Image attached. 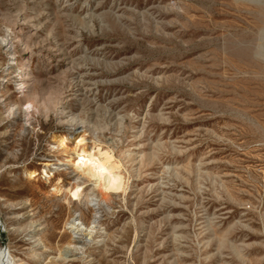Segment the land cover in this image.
<instances>
[{
	"label": "rangeland",
	"instance_id": "obj_1",
	"mask_svg": "<svg viewBox=\"0 0 264 264\" xmlns=\"http://www.w3.org/2000/svg\"><path fill=\"white\" fill-rule=\"evenodd\" d=\"M61 136L124 191L77 181ZM0 224L15 264H264V0H0Z\"/></svg>",
	"mask_w": 264,
	"mask_h": 264
},
{
	"label": "bare ground",
	"instance_id": "obj_2",
	"mask_svg": "<svg viewBox=\"0 0 264 264\" xmlns=\"http://www.w3.org/2000/svg\"><path fill=\"white\" fill-rule=\"evenodd\" d=\"M26 25L27 24L24 22L22 23L19 22V24L15 28L16 29L15 36L13 37L19 43L20 42L22 43L23 38L27 32L28 28L26 27ZM1 43L3 44L4 48H8L9 45L11 44V40L9 41L8 38L5 37ZM11 59L14 61L16 60L15 58L14 59L11 58ZM12 64H15V63L12 62L11 65ZM29 67H30L29 62L25 60L22 67L17 68V69H20L24 74L23 78L20 80V83H19V85H21L20 89L22 90L30 87V85L28 84V81L30 80L29 79V75H30ZM12 73H13L12 69H10L7 73L8 77L3 79V82L9 83L11 79L15 78V77L9 78V76ZM74 122L70 121L68 123H70V125L73 126V129L74 131H76V133L78 134L82 133L83 131H77L80 125ZM69 142H70L69 137L61 136L59 140V146L62 150L69 153V158L66 159L65 164H69L73 167L75 176H78L77 181L79 179L81 180V178H86L89 181L94 182L95 186L102 190V197L104 198L112 194H119L124 191L125 189V179L124 178L125 177L122 175L121 170H120L122 166L120 162L116 159L113 151L104 149L98 144H94L96 142H93V145L88 146L87 145L88 142L85 136H81L75 139V143L73 147H69L68 145ZM81 158H83V160L85 161H91V163L88 166H84L83 164L78 163V161H80ZM43 166H44V170H42L43 174L49 180L53 179L55 175L54 170H56L53 164L46 161V163H44ZM62 170H65V169H61V168L57 169V171H62ZM29 175L31 178H36L39 174L36 171H33ZM62 183L63 181L60 178H58L56 185L53 188V191L56 194V196L60 197L63 195L65 188L62 185ZM71 228L78 229V231L80 230L89 231L90 229V227L83 225V223H80L76 221L75 219L72 221ZM15 262L16 260H14V257L10 254L9 251L7 252L5 250H1L0 264H15ZM47 262H51V259H49Z\"/></svg>",
	"mask_w": 264,
	"mask_h": 264
},
{
	"label": "clouds",
	"instance_id": "obj_3",
	"mask_svg": "<svg viewBox=\"0 0 264 264\" xmlns=\"http://www.w3.org/2000/svg\"><path fill=\"white\" fill-rule=\"evenodd\" d=\"M31 107H32L31 105H26L25 106V112H26V114L24 116L25 126H28L29 123H30V115L28 114V110L31 109ZM15 110H16V106H13V108L10 109V111H12V112H14ZM78 163H81L84 166H88L91 163V161H85V160H83V158H81V160L78 161Z\"/></svg>",
	"mask_w": 264,
	"mask_h": 264
},
{
	"label": "built area",
	"instance_id": "obj_4",
	"mask_svg": "<svg viewBox=\"0 0 264 264\" xmlns=\"http://www.w3.org/2000/svg\"><path fill=\"white\" fill-rule=\"evenodd\" d=\"M1 225V224H0Z\"/></svg>",
	"mask_w": 264,
	"mask_h": 264
}]
</instances>
